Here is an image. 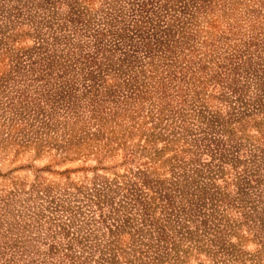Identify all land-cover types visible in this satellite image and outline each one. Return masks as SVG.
<instances>
[{
  "label": "rangeland",
  "instance_id": "obj_1",
  "mask_svg": "<svg viewBox=\"0 0 264 264\" xmlns=\"http://www.w3.org/2000/svg\"><path fill=\"white\" fill-rule=\"evenodd\" d=\"M126 1L116 2L118 23L131 22ZM102 2L93 0L91 5L106 7ZM67 10L63 3L48 6L40 0H0V124H14V129H0V264H70L62 255L67 249L80 257H89L88 261L82 258L86 264H108V257L97 254L95 246H102L110 239L117 240L126 252L128 259L121 255L116 258L120 264H242L241 261L264 264V140L260 141L261 148L249 137L232 141V146H227L231 149L229 152L243 159L234 166L230 165V157L227 163L222 162V157L218 160L219 156L212 160L213 146L205 151L202 146L204 139L218 135V130H208L207 117L216 109L224 114L229 104L234 107L230 111L236 119L246 118L243 121L245 133L255 138L260 136L255 130V121L257 128L264 132V118L261 119L264 116V0H211L206 12L197 14L198 24L195 23L194 28L198 31L188 47L199 48L197 55L201 61L193 58L195 63L190 64V72L184 73V80L180 70L173 67L176 77L172 83L183 86L186 96L178 113L166 112L168 120H175L173 126L154 124L148 116L150 103L159 104L158 90L144 99L136 111L138 101L130 95L129 88L116 84L121 76L118 79L106 76L107 84L111 85L109 93L101 96L107 101L101 108L106 112L104 126L88 145L79 146L80 153H76L78 149L74 147L59 151L54 148V141L43 149L30 143L38 133V120L42 118L69 120L58 134L73 127L70 126L73 115L63 106L58 105L53 112L46 108L45 117L38 113V107L32 104L33 97L36 86L44 88L45 81L29 79L38 75L36 70L29 71L40 61L35 46H43L47 56L53 54V49L57 54L66 51L67 41L62 38L58 21L67 16ZM96 12L87 27L75 33L67 22L62 34L68 35L72 43L90 40L91 44L96 31L106 26L101 13ZM54 37L59 38L57 44ZM102 42L108 44L112 40L105 35ZM143 53L137 52L140 61L135 66L144 68L138 77L153 82L165 75L160 61H155V69L149 71L147 62L151 59L142 58ZM238 58L249 59L236 70L235 84L241 93L227 100L216 98L226 90L232 71L222 78L212 75L218 72L222 76ZM181 62L184 64V60ZM199 63L204 64L202 69L198 68ZM75 84L76 92L83 93L84 82L80 80ZM195 85L199 89L196 95ZM174 90L177 94L182 92L176 86ZM23 94L27 95L26 101ZM84 99L81 95L78 101L80 121L88 113ZM48 112L54 116L49 117ZM87 127L90 132L95 131L93 125ZM153 129L160 135L154 138L153 145L144 144ZM167 139L172 143L163 151L162 158L176 152L177 159L184 160V170L158 160L149 167L151 175L156 173L169 181L184 182L189 187L188 192L204 187L209 193L222 188L230 193L206 194L203 200L198 194H174L175 203L184 199L192 208L199 209L198 218L207 213L219 215L209 222L208 229L191 227L188 238L184 230L179 229L173 237L182 243L185 251L177 253L156 245L153 234H135L133 238V222L125 226L121 213L109 215V206L105 203L97 206L92 194L93 187L103 189L101 195L117 207L126 199L109 193L99 177L93 184L94 174L111 180L114 174L127 173V169L135 171L142 162L149 161L147 156L153 148H161ZM143 150L147 153H142ZM129 153L135 154V161L122 164L123 155ZM193 153L198 154L199 162L211 161L212 165L192 169L189 159ZM94 166L105 169H92ZM239 188L243 189L241 194H237ZM221 196L222 201L215 200ZM241 235L245 239L237 242ZM148 242L151 243L146 246ZM232 245L241 251L238 257L232 255ZM257 249H260L259 254L253 257Z\"/></svg>",
  "mask_w": 264,
  "mask_h": 264
},
{
  "label": "trees",
  "instance_id": "obj_2",
  "mask_svg": "<svg viewBox=\"0 0 264 264\" xmlns=\"http://www.w3.org/2000/svg\"><path fill=\"white\" fill-rule=\"evenodd\" d=\"M40 2H44L48 6L63 3L68 7L66 14L68 18L65 16L60 18L62 20L58 21V29L62 28L64 30L67 22H70L73 31L75 33L79 32L81 28L87 27L88 22L94 18L93 14L96 10L101 13L100 15H102L106 26L96 31L91 44L90 40L88 42L81 43L77 41L72 43L68 35L62 34L63 31L61 30L62 38L67 41V47L66 51L60 54H57L53 49V54L47 56L48 53H46L43 46H35V50L39 53L38 58L40 61L37 63L39 67H34L37 66L35 64L29 71L34 72L36 70L38 75L29 79L32 81L44 80L45 87L36 86L38 89L35 90L36 96L33 97V106L38 107V113L41 116L44 115V117L46 108H50V111L53 112L59 106H63L64 110L73 115V123L70 124L73 127L65 130L62 134H58V131L60 128L65 127L69 120H59L54 117L51 118L52 121L46 118L38 120V133H36L35 139L30 142L33 143L35 148L43 149L49 147L48 143L54 141V148L60 149L59 151L66 152L74 147L78 149L76 153H80L78 152L79 146L81 144L88 145V141L92 139V136L96 135L104 126L105 118L103 114L106 112H102L101 108L107 101L101 96L103 93H106L105 95L109 93V86L111 85L110 83L107 84L106 76L117 79L121 76L120 82L116 84L129 88L130 95H133L132 97L138 101V106L135 107L136 111H139L138 108L141 107L144 99L151 95L153 96L158 90L156 99L159 104L150 103L151 107L148 110V116L152 117V120L155 121L154 124H162L163 126L175 125V120H168L166 112L170 114L178 113L181 108L180 105L186 101V96L183 86L172 83L176 77L172 70L173 67L179 69L184 80V73L190 72V64L195 63L193 58L195 57L197 61H201V58L197 55L199 48L194 47V45L188 46L192 41L193 34L198 31V28H194L195 23L198 24L196 20L197 14L201 13L203 15L211 5V0H127L126 10L128 11V17L131 18L130 23H118L119 21L116 19L118 16L117 0H103L102 3H105L106 7L100 5L96 8L91 5L93 0H40ZM119 12H121V9ZM105 35L110 36L112 43L102 42V38ZM57 39L59 38L54 37V44H57ZM201 41L205 42L203 39ZM184 49H187V52H184ZM139 50L144 52L142 58L151 59L147 62L150 68L149 71L155 69V61H160L161 68H165V75L158 80H153V82L142 81L138 75L144 72V68L141 65L139 68L135 66L137 61H140L137 56ZM208 55H210V52H208ZM181 60H184V64ZM247 62H249L247 58H238L230 69L221 73L222 76L218 75V72L212 75L213 77L222 78L227 76L229 70L232 71L228 77L229 83L225 86L226 90H222L219 93V97L216 98L227 100L232 95L238 96L241 93V89L238 90L235 84L238 73L236 70ZM203 67L204 64L198 65L200 69ZM125 74L126 76H124ZM148 77L151 79L152 74ZM50 79L53 81H50ZM80 80L84 82V91L78 94L75 83ZM105 86L108 88L101 91L100 88ZM174 86L182 92L177 94ZM40 88L43 90H40ZM198 90L197 85H195L193 88L195 95ZM81 95L85 98L84 104L88 108V113L82 121H80L81 116L78 112L80 106L78 101H80ZM23 100H27V95L23 94ZM39 102H43V104H39ZM228 107L227 112L224 114L216 109L213 110L215 113H211L207 117L205 124L208 130L212 132L218 130V135L213 136L211 139H204L202 146L203 151L213 146L214 151H211L210 155L212 160L215 159V156H219L218 160H222L220 159L222 157V162L227 163L228 157H230V165L234 166L237 163H242L243 159L229 152L231 149L227 148V146L231 147L230 143L239 138L249 137L255 141L256 147L261 148L263 146L259 145H261V139L264 140V132L257 128L258 122L254 120L255 130L260 136L255 138L253 135L245 133L243 121L246 118L240 116L236 119L235 115L230 111V109L234 108L233 105L229 104ZM46 114L49 117L54 116L50 112ZM263 118L264 116L261 119ZM232 119L236 120L232 122ZM181 122V125H183V120ZM13 125L3 122L0 124V129L7 127H11L9 130L14 129ZM89 125H93L95 131L86 130ZM184 130H187V128H184ZM159 135L160 133L154 132L153 129L149 133V139H145L144 144L153 145L154 138H158ZM164 143L165 145L159 149L153 148L154 150L147 156L149 161L142 162L141 166L136 167L135 171L127 169V173L114 174L111 180L97 173L94 174L95 176L91 179L93 184L94 180L99 177L101 178L100 183L104 185L109 193L119 194L126 199L122 200V203H118L117 207L101 195L103 194L101 191L103 189L93 187L92 194L97 206L100 207L103 203L109 206V215H119L121 213L123 215L121 222L125 226L129 225L131 221L133 222V233H131L133 238L135 234H153L156 239V245L168 247L169 250L177 253L179 250L185 251L182 243L178 239H174L179 229H183L188 238L192 232L191 227L194 229H208L210 228L209 222L219 215L207 213L202 214L201 218H198L199 209L192 208L190 202L184 199H180L178 203H175L174 194H198V197L203 200L206 194L230 193L225 188L209 193L207 188L204 187L195 192H188L189 187L184 182L169 181L166 177L157 176L156 173L151 175L149 167L158 160L161 163H170V167L175 165L184 170V160L177 159L176 152L169 157L162 158L163 151L168 148L167 146L172 143V140L167 139ZM261 150L263 151V149ZM142 153L147 152L143 150ZM197 155V153H193V156L189 159L192 163V169L199 170L203 165H212L211 161L199 162ZM134 159L135 154H124L121 162L126 164L135 161ZM98 167L105 169L102 166H94L92 169H97ZM220 169H223V167ZM254 180L256 181V179ZM117 189L120 191H117ZM242 191L243 189L239 188L237 194H241ZM222 197L215 198V200L222 201ZM156 211H158L157 214H155ZM220 216H226V214H220ZM243 217H246V215H243ZM146 225L148 227H145ZM242 239H245L244 235L239 236L237 242L242 241ZM150 243L148 242L145 245L149 246ZM234 246L232 245V255L238 257L241 251ZM95 250L97 254H104L108 257V260H106L108 264H120L116 259L119 255L123 259H128L125 256V250L120 247L115 239L108 240L102 246H95ZM259 250L257 249L252 254L253 257L259 254ZM62 255L70 264H86V260H90L89 257H80L68 249L66 252L63 251ZM241 263L245 264L243 261Z\"/></svg>",
  "mask_w": 264,
  "mask_h": 264
}]
</instances>
